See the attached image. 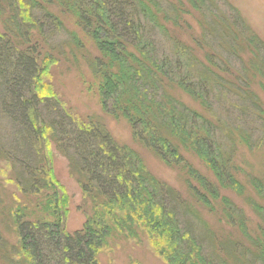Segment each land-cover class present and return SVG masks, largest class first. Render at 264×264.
I'll return each mask as SVG.
<instances>
[{"label": "trees", "instance_id": "trees-1", "mask_svg": "<svg viewBox=\"0 0 264 264\" xmlns=\"http://www.w3.org/2000/svg\"><path fill=\"white\" fill-rule=\"evenodd\" d=\"M3 12L0 115L21 128L9 132L11 140L0 131V155H23L14 181L22 194L45 191L54 218H25L22 208L14 209L18 242L13 251L0 247L1 260L98 264L113 235L131 234L146 239L167 264H264V163L258 175L237 163L240 147L264 155V107L254 89L264 90V38L236 6L229 0H0ZM63 14L96 49L87 66L102 111L125 119L135 142L180 170L188 196L155 177L98 117L80 118L55 93L38 91L37 76L54 59L40 58L41 44L66 30ZM67 33L83 47L74 31ZM47 102L59 115L39 120L36 106ZM52 145L67 159L89 208L73 232L59 210ZM206 213L216 216V225Z\"/></svg>", "mask_w": 264, "mask_h": 264}, {"label": "rangeland", "instance_id": "rangeland-1", "mask_svg": "<svg viewBox=\"0 0 264 264\" xmlns=\"http://www.w3.org/2000/svg\"><path fill=\"white\" fill-rule=\"evenodd\" d=\"M229 1L241 11L252 28L264 38V0ZM6 16L8 15L5 12L0 13L1 34L4 32ZM60 17L66 30L61 29V31L47 35L46 43L41 44L40 58L48 54L52 55L54 59L53 62L46 64L38 74L36 79V82L38 81V91L41 93L45 91L47 95L52 94V92L55 93L57 99L80 118L98 117L117 142L125 144L137 152L147 169L155 177L179 190L183 196H188L185 176L180 170L166 166L150 151L135 142L125 119L114 118L102 111L97 93V82L87 66L88 59L96 53V49L92 41L77 29L71 16L63 14ZM68 31L76 33L83 47L75 46V44L69 42ZM52 46L57 47L52 48ZM254 89L260 96L264 107V90H261L258 85H255ZM179 97L190 107L199 110V106L185 94H179ZM224 99L228 103V98ZM54 108L52 102L37 104L36 114L38 119L48 121L57 117L59 112ZM231 114L234 115V113ZM247 120L253 126L258 125L253 117L248 116ZM17 122L16 119L13 120L10 116L0 115L1 135L7 137V140H11L13 137L9 136V132L21 128ZM15 125L17 126L16 130L14 129ZM20 150H24V148ZM17 156L19 158H14L12 153V158L9 157L8 159L6 157L7 159H5L0 155V247L7 244L12 251L18 242L15 233L14 209L22 208L25 218H45L48 220L54 218L46 211L44 206L47 194L45 191L38 195L22 194L20 186L14 181L16 180L15 171L20 168V161L23 159L21 153ZM189 159L204 171L195 158ZM237 163L239 166H244L258 175L263 169L264 155L261 152L249 153L245 148L240 147ZM51 171L58 182L59 210L61 216H63L64 228L68 232H73L82 227L85 213L89 211V208L82 199L81 190L75 179L69 174L67 159L53 148V145ZM225 193L244 209L245 213L251 218L252 224L256 222V218L241 197L229 191ZM205 217L212 225H216L217 218L215 215H207L206 213ZM193 227L199 232L200 228L197 225ZM11 249H7V251H11ZM97 257L98 264H167L166 260L156 253L146 239H135L131 234L130 237L113 235L112 239L109 240V244L98 253ZM8 258L9 263L11 260H15L16 256L12 255L13 259L11 260L10 256ZM8 263L0 259V264Z\"/></svg>", "mask_w": 264, "mask_h": 264}]
</instances>
